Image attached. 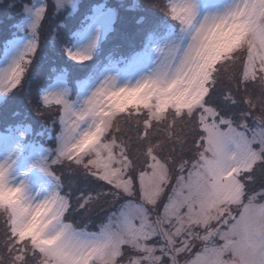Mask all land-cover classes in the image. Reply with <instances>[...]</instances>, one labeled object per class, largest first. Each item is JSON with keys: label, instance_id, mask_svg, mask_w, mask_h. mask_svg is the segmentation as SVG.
<instances>
[{"label": "snow or ice", "instance_id": "obj_1", "mask_svg": "<svg viewBox=\"0 0 264 264\" xmlns=\"http://www.w3.org/2000/svg\"><path fill=\"white\" fill-rule=\"evenodd\" d=\"M0 264H264V0H0Z\"/></svg>", "mask_w": 264, "mask_h": 264}]
</instances>
